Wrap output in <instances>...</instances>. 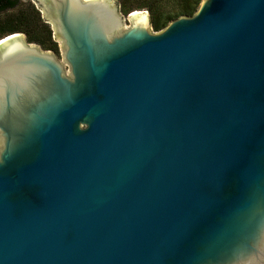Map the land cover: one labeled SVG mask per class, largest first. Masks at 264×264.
Listing matches in <instances>:
<instances>
[{"label":"water","instance_id":"95a60500","mask_svg":"<svg viewBox=\"0 0 264 264\" xmlns=\"http://www.w3.org/2000/svg\"><path fill=\"white\" fill-rule=\"evenodd\" d=\"M35 2L63 60L0 39V264H264V0Z\"/></svg>","mask_w":264,"mask_h":264},{"label":"trees","instance_id":"16d2710c","mask_svg":"<svg viewBox=\"0 0 264 264\" xmlns=\"http://www.w3.org/2000/svg\"><path fill=\"white\" fill-rule=\"evenodd\" d=\"M202 0H118L124 14L146 8L151 15V26L158 31L171 20L181 16H192ZM169 6V7H168ZM22 32L29 43H36L45 50L58 52L53 30L32 1L0 0V39Z\"/></svg>","mask_w":264,"mask_h":264},{"label":"rangeland","instance_id":"374dc122","mask_svg":"<svg viewBox=\"0 0 264 264\" xmlns=\"http://www.w3.org/2000/svg\"><path fill=\"white\" fill-rule=\"evenodd\" d=\"M22 1H25V2L32 1V2H34V3L36 4V6H37V3L35 2V0H22ZM117 1H118V0H117ZM168 7H169V6H168ZM143 10H147V9H146V8H143ZM149 13H150V12H149ZM124 15L127 17L128 14H124ZM125 23H126V25H129V24H130V22L127 20V18H126ZM50 25H51V24H50ZM150 30H153V31H154V28H153L152 26H150ZM54 40L56 41L57 46H58V52H56V51H54V52L57 53V55L59 56V58H60L61 60H63V57H62V49H61L60 42H59V40H58L57 38H54ZM51 51H53V50H51Z\"/></svg>","mask_w":264,"mask_h":264}]
</instances>
